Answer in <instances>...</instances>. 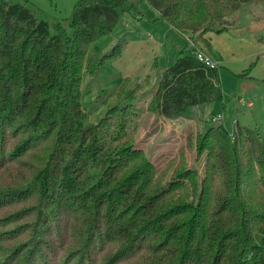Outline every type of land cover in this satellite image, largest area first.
<instances>
[{
  "label": "trees",
  "instance_id": "trees-1",
  "mask_svg": "<svg viewBox=\"0 0 264 264\" xmlns=\"http://www.w3.org/2000/svg\"><path fill=\"white\" fill-rule=\"evenodd\" d=\"M146 1L193 42L148 102L176 119L221 93V54L208 34L264 0ZM136 13L133 0H77L69 17L48 20L29 0H0V264H264L258 129L236 121L231 138L208 127L200 173L183 159L157 166L133 140L131 102L89 121L83 73L118 49L87 59L88 48Z\"/></svg>",
  "mask_w": 264,
  "mask_h": 264
},
{
  "label": "rangeland",
  "instance_id": "rangeland-1",
  "mask_svg": "<svg viewBox=\"0 0 264 264\" xmlns=\"http://www.w3.org/2000/svg\"><path fill=\"white\" fill-rule=\"evenodd\" d=\"M41 18H66L77 0H29ZM139 17L125 14L108 35L94 40L87 59L110 54L91 74L83 73L82 104L89 121L97 122L113 105L134 104L131 125L135 143L161 169L182 160L203 172L205 153L199 148L208 127L223 125L234 138L236 121L264 135V2L243 5L229 17L232 25L215 33V49H221V93L214 99L189 107L176 119H168L148 107L163 72L181 55L192 53L191 41L163 19L146 0H133ZM219 36V37H217ZM150 75L149 86L129 94ZM221 116L219 119L217 116ZM236 138V137H235Z\"/></svg>",
  "mask_w": 264,
  "mask_h": 264
},
{
  "label": "built area",
  "instance_id": "built-area-1",
  "mask_svg": "<svg viewBox=\"0 0 264 264\" xmlns=\"http://www.w3.org/2000/svg\"><path fill=\"white\" fill-rule=\"evenodd\" d=\"M186 37L191 41V36L186 35ZM191 44L193 46V42L191 41ZM196 56L198 57L199 60H201L204 64L210 66V67H217L219 65V60L212 58L210 55L198 50L195 52ZM221 116H217L215 119H219Z\"/></svg>",
  "mask_w": 264,
  "mask_h": 264
},
{
  "label": "crops",
  "instance_id": "crops-1",
  "mask_svg": "<svg viewBox=\"0 0 264 264\" xmlns=\"http://www.w3.org/2000/svg\"><path fill=\"white\" fill-rule=\"evenodd\" d=\"M134 16H135V17H139L138 14H136V15H134ZM158 18L161 19L159 13H158ZM120 22H121V21H120ZM232 26H234V25H232ZM170 27H172V26L170 25ZM230 27H231V26H230ZM172 28H174V27H172ZM228 28H229V27H228ZM215 33H216V32H211V33L208 34V36H209V38H210V41H211V43H212V45H213L214 48L216 47V46H215L216 44L213 43V38L216 37V36H215ZM186 35H187V34H186ZM217 37H219V36H217ZM216 50H218V51L220 52V54H221L220 57L222 58V51H221V49H218V48H217ZM221 64H222V63H221Z\"/></svg>",
  "mask_w": 264,
  "mask_h": 264
},
{
  "label": "water",
  "instance_id": "water-1",
  "mask_svg": "<svg viewBox=\"0 0 264 264\" xmlns=\"http://www.w3.org/2000/svg\"><path fill=\"white\" fill-rule=\"evenodd\" d=\"M9 0H5V2L7 3Z\"/></svg>",
  "mask_w": 264,
  "mask_h": 264
}]
</instances>
